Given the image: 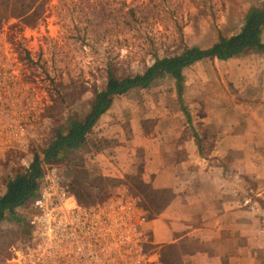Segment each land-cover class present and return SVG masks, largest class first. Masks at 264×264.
Here are the masks:
<instances>
[{"label": "rangeland", "instance_id": "374dc122", "mask_svg": "<svg viewBox=\"0 0 264 264\" xmlns=\"http://www.w3.org/2000/svg\"><path fill=\"white\" fill-rule=\"evenodd\" d=\"M253 7L264 8V0H0V67L8 75L12 72L16 75L18 88L23 92L21 102L9 99L4 115H39L38 133L28 146L21 148L8 143L0 156V196L6 193L11 180L24 174L31 176L32 171V176L38 175V185L46 163L59 168L63 183L82 206L103 204L121 195L132 196L147 219L146 225L139 228L147 234L145 249L154 260L152 264H168V259L159 255L148 227L154 202L150 199L146 204L142 193L149 188L140 180L147 154L137 149L128 151V146L122 148L112 133L121 130L131 134L137 125L126 115H183L180 120L183 127L186 124L191 130L193 126L201 133L198 159H194L199 160V175L221 176L222 171L216 165L222 160L210 161L216 157L213 150L218 146L219 136L205 130L200 120L205 114L204 103L212 101L214 95L211 92L206 95V90L197 92L194 80L200 79L206 85L214 78L218 81L215 86L219 88L215 90L219 98L225 90L229 103L240 105L242 88L236 83L239 73H226L223 77L220 71L234 68L237 71L239 65L252 69L258 55L247 51L244 59L226 62L210 57L186 68L183 97L192 115L191 125L179 102L176 82L169 76L157 79L149 87L112 95L109 108L101 114L111 115L112 125L99 124L101 115L90 118L97 98L107 88L106 62L112 60L114 74L122 79L143 73L155 62L154 54L163 58L179 55L185 47L209 49L220 36L239 33ZM132 9L136 17L130 15ZM210 66L220 70L216 73L219 79ZM247 91L246 97L255 93L253 89ZM76 120L92 124L86 128L83 142L73 147L66 144L48 159L46 151L69 134ZM130 143L127 141V145ZM171 145L173 138L167 142V148L156 152V160L163 161L170 171H174L175 162L181 172L188 171L189 153L178 152ZM254 154L247 156L249 172H246V168L234 166L242 160L238 159L239 153H229V166L224 172L233 177L240 171L239 175L246 177L240 185L246 197L239 199L240 204L257 205L264 210V198L258 195L264 190V150L256 166ZM130 158L134 159L130 174L116 177L112 169L109 171L112 163L120 168ZM211 166L215 167L210 172ZM256 172L261 176L258 180ZM34 197L14 210L19 220L0 221V264H14V258L25 256L35 246L30 224Z\"/></svg>", "mask_w": 264, "mask_h": 264}, {"label": "crops", "instance_id": "0c3cea01", "mask_svg": "<svg viewBox=\"0 0 264 264\" xmlns=\"http://www.w3.org/2000/svg\"><path fill=\"white\" fill-rule=\"evenodd\" d=\"M245 54L230 59L241 60ZM256 54L258 59L252 69L239 65L237 71L236 68L220 71L210 66V71L218 79V71L223 77L227 76L226 73H239L236 83L238 88H242L239 92L243 99L240 105L229 103L225 90L219 98L215 90L219 88L215 86L218 81L214 78L206 85L200 79L194 80L197 92L206 90V95L210 92L214 95L212 101L204 103L205 114L201 115L200 120L205 130L210 129L219 136L218 146L213 150L215 160L210 161L222 160L216 165L222 171L221 176L199 175V160L194 159H198L196 135L201 136V133L193 126L191 130L185 127L186 124L183 127V123H180L183 115H126V119L134 120L137 125L131 134L127 135L120 129L119 133H112L116 134L115 141L122 148L128 146V151L137 149L147 154L140 180L149 188L142 193L146 204L150 199L154 202L148 227L158 245L159 255L168 259V264H264V210L257 205L240 204L239 199L246 197L240 187L246 177H241L240 171L233 177L224 172L229 164V153H239L238 159L242 160L235 162L234 166L246 168L247 172V156L255 153L256 166L257 161L260 162L259 154L264 150V53ZM247 88L255 92L250 97H246ZM113 121L111 115H101L98 119L99 124L105 126L112 125ZM189 122L188 125L193 123L192 115ZM171 138L174 149L189 153L191 168L186 172L180 171L177 162L173 165L174 171H170L163 161L156 160V152L167 148ZM127 141L131 143L127 145ZM133 161L130 158L120 168L111 162L113 168L110 167L109 171L112 169L116 177L130 174L134 170ZM214 167L211 166L209 171ZM256 174L258 180L261 176L259 172ZM258 195L264 198V190L259 191Z\"/></svg>", "mask_w": 264, "mask_h": 264}, {"label": "built area", "instance_id": "2783aa9c", "mask_svg": "<svg viewBox=\"0 0 264 264\" xmlns=\"http://www.w3.org/2000/svg\"><path fill=\"white\" fill-rule=\"evenodd\" d=\"M13 68H11L12 72ZM16 75L0 67V156L8 143L26 148L37 134L39 115H4L11 99L21 102ZM12 97V98H11ZM32 201L33 247L14 264H152L146 252V217L132 196L82 206L63 183L59 168L42 166Z\"/></svg>", "mask_w": 264, "mask_h": 264}, {"label": "trees", "instance_id": "16d2710c", "mask_svg": "<svg viewBox=\"0 0 264 264\" xmlns=\"http://www.w3.org/2000/svg\"><path fill=\"white\" fill-rule=\"evenodd\" d=\"M211 10L214 9L211 8ZM130 15L136 17V11L132 9ZM180 26L183 29V25L180 24ZM263 32L264 8L253 7L249 10L245 23L239 33L230 37L220 36L219 40L209 49H202L197 46L185 47L181 54L163 58L154 54L155 62L141 74L119 79L114 74L112 60H108L106 62L107 88L97 98L90 118L99 117L109 108L112 95L123 94L136 87L146 88L157 79L169 76L176 82L179 102L189 121L191 120V115H189L190 113L187 107H185V99L183 97L186 79L184 69L196 61L210 57L227 60L242 55L247 51L264 53ZM91 127L92 124L89 122L74 121L69 134L54 142L46 151L48 159L55 156L66 144L73 147L83 142L86 128ZM196 139L199 145L201 143L200 136L196 135ZM36 173H39L37 167ZM33 178L34 176L32 175L28 176L24 174L8 183L6 193L0 196V221L8 218L20 219L15 215L14 210L26 204L34 197L36 189L33 186Z\"/></svg>", "mask_w": 264, "mask_h": 264}, {"label": "water", "instance_id": "95a60500", "mask_svg": "<svg viewBox=\"0 0 264 264\" xmlns=\"http://www.w3.org/2000/svg\"><path fill=\"white\" fill-rule=\"evenodd\" d=\"M86 131H87V129L85 130L84 134H86ZM33 174H34V171L29 173V175H33ZM37 178H38V175L36 174L35 177H34V182H33V186H34L35 189H36V185H37V183H36L37 182Z\"/></svg>", "mask_w": 264, "mask_h": 264}]
</instances>
